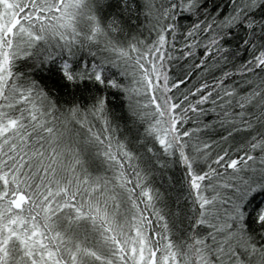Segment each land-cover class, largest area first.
<instances>
[{
	"label": "snow or ice",
	"instance_id": "6c2138e0",
	"mask_svg": "<svg viewBox=\"0 0 264 264\" xmlns=\"http://www.w3.org/2000/svg\"><path fill=\"white\" fill-rule=\"evenodd\" d=\"M0 264H264V0H0Z\"/></svg>",
	"mask_w": 264,
	"mask_h": 264
}]
</instances>
